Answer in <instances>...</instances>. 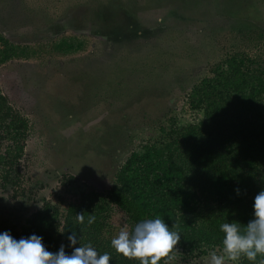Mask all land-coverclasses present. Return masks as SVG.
<instances>
[{"label":"trees","instance_id":"trees-1","mask_svg":"<svg viewBox=\"0 0 264 264\" xmlns=\"http://www.w3.org/2000/svg\"><path fill=\"white\" fill-rule=\"evenodd\" d=\"M62 1L56 23L77 21L76 14L83 16V21L63 24V28L73 30L82 23L91 27L90 36L107 41H102L101 51L86 54L87 63L76 59L82 66L69 79L72 89L60 95L68 103L65 127L56 129L63 143L51 136L55 126L39 122L37 134L43 151L52 155L56 145L71 146L68 163L52 162L60 164V171L45 170L40 178L32 175L27 151L31 126L0 87V232L10 231L16 239L42 236L47 250L56 252L62 243L68 244L67 235L74 230L81 244H91L98 254L109 253L110 264H139L116 253L111 239L122 229L131 232L141 220L160 217L181 233L169 264L206 263L210 251L221 250L220 224L247 223L254 197L264 189V58L254 61L238 49L210 63L213 67L207 75L187 79L177 67L187 50L180 36H160L164 44H151L150 37L159 38L158 29H140L144 28L143 12L154 11L159 17L155 22L162 28L214 21L223 11L229 19L236 18L227 8L220 10L222 0ZM241 14L245 13L236 15ZM59 35L43 46L64 56L85 50L86 43L74 34ZM81 35L86 37L85 31ZM258 37L261 42L264 34L260 32ZM30 51L0 32V68L17 59L27 61ZM193 54L188 55L192 62L198 56ZM93 55L100 60H92ZM168 64L175 66L167 68ZM139 83L146 87L159 84V92L148 101L140 100ZM172 83L186 96L182 112L194 115V122L181 124L176 115L163 119L145 110L139 113L137 107L151 106L155 96L170 95ZM106 114L119 125L114 131L106 118L100 120ZM142 125L149 134L138 142L135 131ZM69 128H77L73 137L62 133ZM82 144L84 151H79ZM89 151L96 152L94 158L85 156ZM72 156H83L80 161L86 162L75 165L79 161ZM90 160H101L103 165L88 169ZM105 163L117 167L110 173L111 185L100 189L92 178L104 173ZM57 180L47 198L44 190ZM77 213H85L84 224L76 221ZM89 215L95 216L92 224L87 223ZM239 264L249 262L241 258Z\"/></svg>","mask_w":264,"mask_h":264},{"label":"rangeland","instance_id":"rangeland-1","mask_svg":"<svg viewBox=\"0 0 264 264\" xmlns=\"http://www.w3.org/2000/svg\"><path fill=\"white\" fill-rule=\"evenodd\" d=\"M59 1L60 0H0V32L15 45L28 47L33 50L30 51L31 56L26 59L27 61H25L24 58L17 59L0 68V87L7 95L11 96L13 99L12 106L22 112L31 126V137L28 142L27 151L31 154L29 162L33 167L34 172L32 175H35V178L42 177L45 170L48 169L60 171L58 168L60 164L56 166L52 163L55 162V160L64 163L69 162L67 156L72 154L71 146L67 148L64 144L56 145L52 155L43 151L42 147H40L41 138L37 134L40 126L39 122H46L48 125L52 124L51 126H55V132H53L51 136L59 141L58 131H56V129H58V127H65V111L68 109V103L61 100L62 97H60V95L64 92L68 93V91L72 89L69 79H72L74 75L77 74L78 68L82 66L81 64L78 66V63L75 61L79 58V60H81L80 63H87L89 57L87 58L86 54L101 51L103 46L101 44L102 41H107V38H102L101 36H90L89 32L91 27H86L82 23L77 26L78 28H73V30L63 28V24H76L79 20L83 21V16L81 17L77 14L74 18L79 20H62L60 22L62 26L54 28L52 25H60L56 23L59 20H57L55 16L56 13L62 11V9L59 11ZM63 1L66 3L67 0ZM238 1V3L234 0H222V2H220L221 11L227 8L231 13H235L236 18L233 19H229L225 14L226 11H223L220 12V16H217V20L214 21L211 19L210 21L199 20L195 23L188 22L186 23V28H169L170 24L162 28L163 25H161V23L156 24L155 22L159 17L154 15V11L150 13L143 12L142 20H144V28L140 29H154V31L158 29L157 33L159 38L158 36L150 37L152 38L149 39L151 44L156 41V44H164L165 42H161L163 40L160 39V36L166 37L167 35H173L174 37L178 34L181 40L185 42L187 49L184 57L178 63V71L187 79H195L200 76H205L211 71V66L213 67V64L210 66V63L216 62L218 58L224 57V55L229 52H237L238 49L240 53L246 54L254 61L264 58V38L262 39L261 37V42L258 40L260 37H258V34H260V32L264 34V0ZM246 6L248 10L243 8ZM252 6L255 8H251ZM257 9L259 11H256ZM243 12L245 14L239 15V17L236 15ZM160 15L161 12L157 13V16ZM245 15L248 16L243 18ZM65 30L67 31L63 33ZM83 31H85L86 37H82L81 33ZM75 33H78V35ZM73 34L76 38L86 43L84 51L74 55L69 54L64 56L43 46L50 44L49 42L52 40L53 36L59 35L61 38V36H74ZM93 46H95V48ZM233 48L235 50H232ZM193 51L195 52L194 54L198 53V56L192 62L188 55L193 54ZM32 52L34 53L32 54ZM91 58L96 62L100 60L98 56L94 55L91 56ZM187 65L192 66L187 67ZM174 66L175 64L173 67ZM170 67L172 66L168 64L167 68ZM97 68H99V66H97ZM149 86L146 87L145 84L140 85L139 83L140 92H138V96H140V100L142 98V100L148 101L151 94L159 92V90H156L159 84H151V86ZM170 88L171 91H174L166 98L163 97L164 95L155 96L154 102L150 104L151 106L146 107V105H144L142 108L137 107L139 113L141 114L145 110L154 117L159 115L163 119H169L171 116L176 115L181 124L194 122L196 119L194 115L182 112L186 96L177 89L175 83H172ZM170 108L173 109L172 112H170ZM107 115L108 114L104 115V117L102 116L100 120L106 118ZM106 121L113 127V131L119 126L112 123V116L106 118ZM116 122L122 124L124 121L120 122L117 119ZM88 127L84 129H88ZM143 127L145 128V125L136 129L137 132L135 131L137 136L136 141L138 142H140L142 138H147L149 134V129L145 128L146 131H142ZM76 130L77 128H69L64 131L62 129V133L67 137H73ZM100 130H102V128ZM46 133L50 134V131L47 130ZM79 151H84L83 144ZM95 154V151H89L85 156L91 159L95 157ZM81 157L83 156H72L76 161H79L74 162L75 165L80 166L81 163L86 162L84 161L85 159L80 161ZM100 161L101 160H90L86 168L94 169L96 165L101 167L103 163ZM46 164L47 167L45 166ZM116 167L117 164L112 163L110 166L109 163H105L102 168L104 173L99 177L92 178V183L100 189L108 188L111 185V174ZM59 179H61V176ZM57 184L58 180L50 182V187L44 190L43 195L48 198Z\"/></svg>","mask_w":264,"mask_h":264},{"label":"clouds","instance_id":"clouds-1","mask_svg":"<svg viewBox=\"0 0 264 264\" xmlns=\"http://www.w3.org/2000/svg\"><path fill=\"white\" fill-rule=\"evenodd\" d=\"M241 195L240 188L235 189ZM252 218L243 225L239 221L220 224L221 250L209 252L206 264H239L241 258L249 264H256L258 258H264V189L254 197ZM76 221L85 223V213H77ZM95 222V216L89 215L87 223ZM160 217L137 222L133 229H122L111 239V248L139 264H169L170 253L179 244L181 233L173 230ZM61 234L64 230H59ZM68 244H61L58 251L47 250L43 237L32 234L16 239L10 231L0 232V264H110L111 255L98 254L91 244H81L76 231L67 235ZM80 246L77 247L76 245ZM66 248H71L69 253ZM264 264V259L260 260Z\"/></svg>","mask_w":264,"mask_h":264}]
</instances>
